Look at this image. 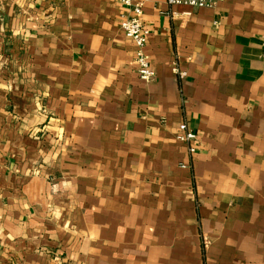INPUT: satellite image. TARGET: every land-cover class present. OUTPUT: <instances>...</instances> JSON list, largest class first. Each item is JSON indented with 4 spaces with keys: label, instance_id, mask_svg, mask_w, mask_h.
Here are the masks:
<instances>
[{
    "label": "crops",
    "instance_id": "1",
    "mask_svg": "<svg viewBox=\"0 0 264 264\" xmlns=\"http://www.w3.org/2000/svg\"><path fill=\"white\" fill-rule=\"evenodd\" d=\"M143 10L149 83L117 0H0V264H264V0Z\"/></svg>",
    "mask_w": 264,
    "mask_h": 264
},
{
    "label": "built area",
    "instance_id": "2",
    "mask_svg": "<svg viewBox=\"0 0 264 264\" xmlns=\"http://www.w3.org/2000/svg\"><path fill=\"white\" fill-rule=\"evenodd\" d=\"M117 1L129 10V14L122 17L120 27L123 33L135 42V62L137 64L138 75L142 81L149 83L155 79L156 71L146 52L149 30L143 22L145 0ZM222 2L224 0H167L170 6L187 5L193 8L216 7ZM174 70L179 78L182 79L186 76V72L182 71L178 66H175ZM180 131L178 139L186 142L190 152L193 153L197 148L198 133L191 129L187 122H183L180 125Z\"/></svg>",
    "mask_w": 264,
    "mask_h": 264
}]
</instances>
